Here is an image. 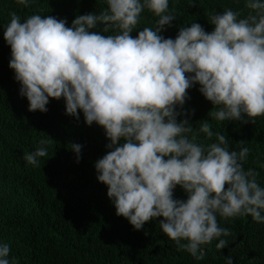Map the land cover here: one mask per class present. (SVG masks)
I'll return each instance as SVG.
<instances>
[{"label":"clouds","instance_id":"1","mask_svg":"<svg viewBox=\"0 0 264 264\" xmlns=\"http://www.w3.org/2000/svg\"><path fill=\"white\" fill-rule=\"evenodd\" d=\"M33 2L14 0L24 8ZM103 3L106 8L77 15L71 26L51 15L22 20L9 11L3 31L8 67L29 112L46 113L50 99L62 98L66 115L79 119V110L87 126L103 128L108 150L94 168L115 214L136 231L161 218L158 226L176 250L202 261L203 246L215 240L222 250L232 235L217 217L250 216L264 224V188L257 171L242 167L250 151L246 142L237 143L239 151L229 150L225 135L214 134L208 121L194 129L193 113L176 109L183 108L187 90L199 85L213 105L208 116L217 122L264 117V0H245L244 18L228 8L210 15L211 32L196 22L182 26L174 39L161 35L176 18L169 0ZM143 10L157 17L155 25L133 37ZM97 25L104 27L93 31ZM185 115L189 119L178 123ZM201 133L209 140L215 135L216 142L199 143ZM49 143L41 139L25 153L26 164L38 167ZM69 149L78 163L81 146ZM177 187L186 199H174ZM9 253V244L0 242V264H16ZM226 264H233L231 256Z\"/></svg>","mask_w":264,"mask_h":264},{"label":"trees","instance_id":"2","mask_svg":"<svg viewBox=\"0 0 264 264\" xmlns=\"http://www.w3.org/2000/svg\"><path fill=\"white\" fill-rule=\"evenodd\" d=\"M245 0H169V11L176 18L161 35L175 38L180 27L196 22L206 32L213 26L209 16L226 8L248 14ZM106 8L103 0H34L28 7L16 5L14 0H0V242L10 246L9 259L16 264H226L231 256L233 264H264V224L250 216L222 220L228 228L226 248L217 250L212 241L203 246L202 261L177 251L175 243L158 226L159 219L146 223L136 231L123 218L107 197V187L96 179L94 163L103 157L109 141L102 127L87 126L78 110V117L65 114V102L49 100L47 112H29L26 98L19 95L20 85L8 67L10 47L3 38L4 26L9 22V11L23 20L39 13L65 19L71 26L77 15L98 13ZM155 17L143 10L137 28L154 27ZM97 25L93 31H100ZM101 34H103L101 32ZM111 33H106L108 35ZM199 85L187 90L188 99L178 112H192L190 123L195 129L200 121H208L215 134L225 135L229 150L239 151L238 142L249 148L242 167L259 173L257 182L264 188V117L254 123L217 122L208 116L213 105L198 91ZM215 110V109H214ZM189 119L187 115L178 116ZM246 119V118H245ZM41 139L49 140L48 155L38 167L27 165L25 153L32 152ZM198 142L214 143L204 134ZM70 144L81 146L79 162L70 151ZM227 187V186H225ZM174 199H186L177 187Z\"/></svg>","mask_w":264,"mask_h":264}]
</instances>
